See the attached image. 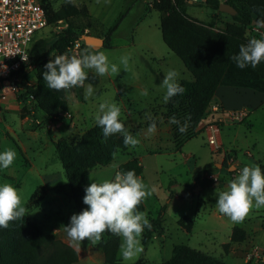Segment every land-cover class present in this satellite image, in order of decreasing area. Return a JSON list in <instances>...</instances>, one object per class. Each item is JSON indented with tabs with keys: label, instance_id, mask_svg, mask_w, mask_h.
Listing matches in <instances>:
<instances>
[{
	"label": "rangeland",
	"instance_id": "obj_1",
	"mask_svg": "<svg viewBox=\"0 0 264 264\" xmlns=\"http://www.w3.org/2000/svg\"><path fill=\"white\" fill-rule=\"evenodd\" d=\"M48 1L55 10L67 3L84 9V15L70 20L75 32L81 35L82 46L84 35L103 38L118 17L124 14L110 46L99 49L89 47L87 50L81 46L80 49V55L86 51L105 52L121 71L119 74L99 76L94 70H89V75L97 77L96 82H85L83 87L57 91L67 100L69 111L61 113L56 122L49 123L45 122L44 115L32 101L21 99L22 93L13 92L11 84L0 86V151L12 148L17 153L14 164L0 171V182H8L19 188L23 193L24 205L38 186H44L47 193L44 201L28 214L44 231L53 234L59 230L62 232L60 234H67L64 226L77 212L65 171L56 153V143L62 138L75 143L96 124L95 114L99 104L115 102L121 107V118L129 127L128 131L140 143L135 148L129 146L126 151L119 152L111 164L89 171L87 184L90 185L92 179H113L122 162L139 158L144 166L141 178L152 192L143 202L145 211L148 217L157 218L164 209L163 229L156 232L146 246L143 245L142 234L143 251L131 261H124L119 250L121 262L161 264L171 258L175 246L186 245L210 254L225 264H262L264 227L259 224L261 219L264 224V206L250 210L245 218L262 214L261 219H254L251 236L241 244L231 245L228 253L223 248L229 242L227 236L218 222L210 220L219 213L216 191L225 190L243 166L264 165V106L254 109L248 119L226 123L222 128L219 151H212L206 142L204 130L207 122L202 123L196 138L187 142L181 151L176 150L177 144L172 137L174 126L169 122L170 117L175 115H172L174 113L168 108V103H164L166 90L160 85L166 73L173 69L178 72L179 81L193 78L183 62L163 42L160 14L149 7L145 0H44V5ZM190 4L188 14L192 18L209 24H221L222 19L217 17L219 13L207 8L205 2L197 0ZM223 16L231 20V16ZM58 27L47 29L43 37H51L67 25L60 23ZM248 35L256 38L253 32L248 31ZM67 55L72 56V53ZM55 56L57 54H53L49 60ZM125 56L129 58L127 71L120 63ZM22 81L29 84L36 82L34 66L27 70ZM88 84L93 86L97 95L86 99L85 88ZM178 120L181 121V118ZM152 121L156 122L157 130L148 133ZM186 133L184 138L190 139ZM229 157L235 160L238 171L231 172L223 165V169L214 172L219 176L217 182L204 176L194 185L196 176L207 164L224 159L223 162L228 165ZM172 192L176 198H172ZM185 216L194 221L191 233L178 224V220ZM224 219L232 222L227 216ZM238 225L246 227L243 220L238 221ZM60 234L57 236L61 239ZM105 239L102 235L98 241L90 242L86 238L75 244L82 258L77 264H105L103 254L97 247ZM253 253L255 255L249 260ZM247 261L249 263H245Z\"/></svg>",
	"mask_w": 264,
	"mask_h": 264
},
{
	"label": "trees",
	"instance_id": "obj_2",
	"mask_svg": "<svg viewBox=\"0 0 264 264\" xmlns=\"http://www.w3.org/2000/svg\"><path fill=\"white\" fill-rule=\"evenodd\" d=\"M191 1L162 0L154 7V10L160 14L163 42L183 62L193 78L179 81L185 92L173 97L167 104L174 113L172 115L181 118L182 124H188L186 134L190 139H185L184 133H180L179 128L173 124L172 137L178 150L200 134V126L214 102L219 87L248 89L264 96V62L256 68L249 66L240 69L231 59L238 54L240 46L252 38L248 35V31L252 27H257L253 22L264 24V0H205L204 5L215 12H219V6L223 2L230 4L237 11V15L231 16L232 21L219 30L212 24L192 18L188 14ZM49 3L48 1L44 5V9L50 26L53 28L62 22L67 27L51 37H41L36 40L30 52V63L35 66L36 82L27 84L22 81L18 84L24 90L20 98L28 100L32 97L35 108L42 112L47 123L56 122L61 113H68L69 104L57 91L48 88L42 75L46 70L44 66L53 54H68L75 40H81V35L77 34L70 25V20L85 14L84 9L70 3L64 4L58 10ZM123 18L124 14L120 15L105 33L104 47L111 45ZM82 49L90 48L83 42ZM96 79V76L89 75L86 82L94 83ZM124 123L128 129L125 121ZM55 147L67 177L77 214L88 207L83 202L85 187L88 186L87 173L111 164L117 153L128 149L120 134H114L105 140L102 129L97 124L84 132L75 143L62 138L57 141ZM223 165L226 167L225 163ZM260 166L264 169L263 164ZM211 167L213 164L209 163L198 173L194 185ZM128 170H134L139 177L143 175V166L138 158L130 159L119 168V172ZM46 195L45 187L38 186L25 205L28 213L39 208ZM138 207L141 211H145L143 203ZM28 213L23 219L11 222L9 227L0 228V264H77L78 252L57 235L44 231ZM163 216L164 209L157 218L148 217L152 228L145 229L142 233L144 246L153 239L156 232L162 229ZM178 224L189 233L194 228V221L186 216L180 218ZM103 236L106 239L100 241L97 247L103 254L104 263L123 264L118 259L120 237L107 231ZM246 239L247 232L236 226L232 230L230 242L224 244L223 248L228 253L231 245L241 244ZM135 264L147 263L140 261ZM161 264L225 263L186 245H177L173 248L171 258ZM262 264H264V256Z\"/></svg>",
	"mask_w": 264,
	"mask_h": 264
},
{
	"label": "clouds",
	"instance_id": "obj_3",
	"mask_svg": "<svg viewBox=\"0 0 264 264\" xmlns=\"http://www.w3.org/2000/svg\"><path fill=\"white\" fill-rule=\"evenodd\" d=\"M231 59L240 69L249 66L256 68L264 62V38H251L240 46L238 54ZM120 63L127 71L129 58L122 57ZM44 67L46 70L43 71V79L48 88L56 91L83 87L89 70H94L99 76L119 74L121 71L119 65L112 63L103 51H86L80 56L60 54L49 60ZM178 76L174 69L166 73L160 85L166 90L164 103L185 92ZM95 95L97 93L93 86L88 84L85 98ZM121 116L118 103L104 101L99 104L95 122L102 129L105 140L114 134H120L126 147L135 148L140 140L128 131ZM169 122L177 125L180 133L187 131L188 124H182L175 116ZM156 130L157 124L152 121L147 131L155 133ZM16 157L17 153L12 148L0 151V171L9 169ZM85 193L83 202L88 207L73 214L70 223L64 226L69 240L74 245L86 238L95 242L107 231L121 238L120 256L123 260H133L143 251L140 240L142 233L145 229L152 228L147 212L138 207L152 194L142 178L134 170L117 172L113 179H92L91 184L85 187ZM215 195L219 213L234 222L242 221L251 209L264 206V169L259 165L243 166L228 183L227 188L217 190ZM27 213L22 191L11 183L0 182V228L9 227L11 222L23 219Z\"/></svg>",
	"mask_w": 264,
	"mask_h": 264
},
{
	"label": "built area",
	"instance_id": "obj_4",
	"mask_svg": "<svg viewBox=\"0 0 264 264\" xmlns=\"http://www.w3.org/2000/svg\"><path fill=\"white\" fill-rule=\"evenodd\" d=\"M145 1L149 7L154 8L156 4L161 3L162 0ZM196 1L197 0H192V3ZM54 28L60 27L56 26L52 28L50 26L48 16L44 9V0H0V86L4 83H8L12 85L14 93L24 92L18 84L22 82L27 70L31 68V66H34L30 63L32 46L37 39L43 37L44 31ZM252 28H254V30L251 31L250 29L249 32H253L256 38H264L263 29L259 27ZM81 46V41L75 40L70 48L72 55L80 56ZM28 100L33 102L32 97ZM210 110L214 113H226L232 121H243L249 114V110L247 109L222 111L217 104L212 105ZM204 133L206 142L212 151H219L222 144V125L216 121L207 123ZM234 163L235 160L229 157L226 168L234 165ZM221 167H223V164ZM211 169L210 171L212 172L207 171L205 176L207 179L217 182L219 176L214 173L217 168L212 167ZM252 255L255 254H250L249 260ZM247 263H249V261H247Z\"/></svg>",
	"mask_w": 264,
	"mask_h": 264
},
{
	"label": "crops",
	"instance_id": "obj_5",
	"mask_svg": "<svg viewBox=\"0 0 264 264\" xmlns=\"http://www.w3.org/2000/svg\"><path fill=\"white\" fill-rule=\"evenodd\" d=\"M201 1L205 2V0H201ZM218 13H219L218 14L219 16H217V17H219L218 19H222L221 20L222 21L221 24H219V25L218 24H212V23L211 24L214 26V28L219 30V29H223L225 24L231 22L232 20H229L225 16H223V15H227V14H224V13H221V12H218ZM216 20H217V18H216ZM253 30H254V28H251V31H253ZM214 104H217L221 108L222 111L223 110L224 111H233V110H244V109H247V110H249L248 118H250L254 109L261 108V107L264 106V96L261 93H258V92L252 91V90H248V89H236V88H233V87L222 86V87H219V89L216 92L215 99H214V102H213L212 105H214ZM212 105H211V107H212ZM215 121L219 122L220 124H222V128L225 126L226 123H230V122L236 123V121L235 122L232 121L226 113H222V112L221 113H214L209 108L208 113H207L206 117L204 118L203 122L210 123V122H215ZM221 143H222V138H221ZM184 145L181 147V149L184 147ZM175 149H176V147H175ZM181 149H179V151H181ZM128 161L129 160L122 162L121 165L127 163ZM139 161H140V164L142 165V160L139 159ZM223 161H224V159H222L221 162L213 163L214 167H216L217 169H220V168L223 169V167H221L222 164H223ZM120 166H119V168H120ZM227 169H229L231 172L238 171V168L235 165L229 166ZM143 172H144V166H143ZM87 176H88V173H87ZM198 185H200V184H198ZM198 185H196V186L198 187ZM171 186H173V184H171ZM174 194L175 193L172 192V195H173L172 198H176L174 196ZM261 216H262V214L260 216H256V217L244 218L243 222H244V225L246 227H242V226L238 225V222H234V221L229 222V220H225L224 217H226V216L221 215L220 213L215 214L214 215V219L210 218L211 219L210 221H212L213 223L214 222H218L220 224V226L222 227L221 231H224L225 236H227V239L230 242L232 230H233L234 227L237 226V227H240V228L244 229L247 232V238H248L249 236H251L252 231H253L252 230V225L255 222L254 219L259 218V220H260ZM259 225L260 226L262 225V227H264L262 219L260 220V224ZM162 229H163V227H162ZM56 231H58V232L57 233L55 232L56 234L55 233H53V234L57 235V234L62 233L59 230H56ZM60 235H61V240L64 243H66V244L70 245L71 247L75 248V250L77 249L76 246L69 240V238L67 237V234H63V235L60 234ZM229 242H227V243H229ZM223 244H224V242L222 243V245ZM81 259L82 258H81L80 254H79V262L81 261ZM118 259L120 260L119 253H118ZM245 263H247V262H245ZM147 264H151V263H147Z\"/></svg>",
	"mask_w": 264,
	"mask_h": 264
},
{
	"label": "water",
	"instance_id": "obj_6",
	"mask_svg": "<svg viewBox=\"0 0 264 264\" xmlns=\"http://www.w3.org/2000/svg\"><path fill=\"white\" fill-rule=\"evenodd\" d=\"M219 12L227 14L229 16L237 15V11L230 4H227L225 2L220 4ZM253 25L264 30V24L253 22ZM82 40L85 42L86 46L92 47L93 49L102 48V47H104V44H105L103 38H98V37L90 36V35H84L82 37Z\"/></svg>",
	"mask_w": 264,
	"mask_h": 264
}]
</instances>
